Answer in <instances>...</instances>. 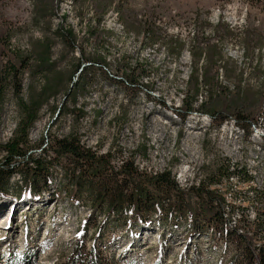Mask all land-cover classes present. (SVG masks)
<instances>
[{"label":"rangeland","instance_id":"374dc122","mask_svg":"<svg viewBox=\"0 0 264 264\" xmlns=\"http://www.w3.org/2000/svg\"><path fill=\"white\" fill-rule=\"evenodd\" d=\"M98 8L106 9L99 25ZM59 27L73 31L75 50L59 36ZM0 31L4 47L31 58L32 67L50 46V60L64 75V86L76 62L84 63L81 51L84 59L105 56L109 64L104 71L87 72L92 84L77 97V108L85 112L80 121L74 119L64 91L42 107L28 136L35 154L74 130L86 148L108 154L111 165L133 162L147 172L167 170L181 189L190 191L173 199L181 206L178 217L169 215L164 205L162 220L153 216L146 223L130 222L126 213L105 222L102 215L90 213L85 194L74 199L57 194L63 189V171L54 169L47 193L0 199V264H70L76 252L84 254L92 246L111 264H240L242 246L226 228L244 231L242 221L253 222L255 212L264 211L263 11L215 0H0ZM150 36L158 43L151 45ZM5 61L0 53V66ZM124 61L150 73L138 78L137 88L126 87L116 74V65ZM208 61L215 64L209 68L211 75L217 73L218 86L200 88L194 104L198 112L172 110L182 105L191 65L200 69ZM43 83L41 75L25 70L23 99L37 94ZM221 88L231 113H254L256 131L252 124L243 132L234 117L219 122L218 116L199 112L201 102L212 106ZM162 101L166 107L159 105ZM18 117L9 86L0 112V145L12 136ZM224 159L252 177L245 185L230 180L229 193L250 198L231 215L226 207L223 218L202 229L203 204L192 189L217 174ZM21 179L14 176L12 187ZM219 188L227 189L209 187ZM253 190L260 195L252 198ZM181 202L192 206L196 231H190Z\"/></svg>","mask_w":264,"mask_h":264},{"label":"trees","instance_id":"16d2710c","mask_svg":"<svg viewBox=\"0 0 264 264\" xmlns=\"http://www.w3.org/2000/svg\"><path fill=\"white\" fill-rule=\"evenodd\" d=\"M221 5L238 1L246 8H256L264 12V0H215ZM101 23L106 9H97ZM58 34L66 42H69L72 50L76 49V37L71 29L63 30L59 27ZM97 36L96 32L91 33ZM149 34V33H147ZM0 31V53L6 57L4 65L0 66V112L5 101V94L9 86L12 87L16 100L18 120L12 131V136L6 143L0 145L2 158L0 160V199L11 197L17 200L28 193L29 196H40L47 193L51 185V172L54 169L63 171V189L57 194L64 192V196L74 199L77 195H86L90 213L100 214L103 221L117 219L126 213L131 215L130 222L141 220L143 222L153 221V216L157 220H162L164 205L167 211L175 216L182 213L181 206L175 200L189 195L190 191L181 189L175 181L170 171L147 172L134 166L133 162H121L116 166L111 165L108 154H98L92 152L80 143L74 130H70L67 136L53 139L47 144L48 149L42 150L38 154L33 152L29 146V132L37 122L39 113L50 99H54L60 91H64L66 102L72 104L71 113L75 116L76 122L85 117L83 108H77V97L85 93V90L92 84L88 77L89 70L104 71L108 68L105 56L96 55L95 58L84 59V53L80 52V61L76 62L73 71L68 77L65 86L63 84L64 75L56 70V65L50 60V46L45 48L38 57L35 66L30 65L28 56L22 55L17 50L4 47ZM158 38L150 36V43L154 45ZM259 48V47H258ZM192 56L195 58L192 54ZM88 60V61H87ZM88 64V65H86ZM208 66L198 68L196 63L191 65L190 74L186 82V92L182 98V105L172 109L183 115L198 112L194 108L197 102V95L201 87L218 86L216 80L217 73L210 74L211 68L215 64L208 61ZM210 65V66H209ZM116 74L120 75V81L126 82V87L137 88L139 77H149V71L142 65L135 64L131 67L126 61L116 65ZM25 70H31L44 78V83L37 94L30 93L28 100H24L22 95L21 77ZM199 70L201 73H199ZM78 73V75H77ZM76 79L75 82H73ZM111 78H107L110 80ZM64 86V87H63ZM220 92L214 100L212 106L206 107L205 103L199 105V112L211 114L214 118L218 116L219 122L228 117H234L235 123L240 126L243 132H248L249 126L255 124L254 113H231L226 104V90L219 89ZM162 107H166L164 102H160ZM258 111V110H257ZM238 126V127H239ZM49 150V151H48ZM48 152H52L50 156ZM146 149L143 150V156ZM14 176H22L20 183L12 187ZM236 179L239 184L245 185L252 182V177L238 165H231L224 159L218 167L217 174L199 181L197 187L192 191L198 197L202 206L201 227L207 228L216 218H223L225 208L229 209L228 215L238 212L250 197L240 200L236 198L240 192L229 193L230 180ZM222 180H224L223 183ZM223 183V184H222ZM207 185V186H206ZM220 185L227 189H209L211 186ZM208 187V188H207ZM264 189V188H263ZM227 195H229L227 197ZM257 190L251 192L252 198L259 196ZM175 197V198H174ZM230 198L231 203H227ZM175 199V200H173ZM181 200V199H180ZM239 202V203H236ZM243 202V203H242ZM204 203L208 204L207 206ZM188 210V220L191 224V232L196 231L195 215L190 203L181 202ZM237 204V205H234ZM244 209V207H243ZM242 217V216H241ZM147 220V221H146ZM242 221V220H241ZM239 221V222H241ZM241 228H226L229 235L235 236L240 243L242 261L240 264H264V211H256L253 222L242 221ZM248 226V227H247ZM242 232V233H241ZM70 264H111L107 261L101 251L92 246L88 252L80 254L76 252L71 258Z\"/></svg>","mask_w":264,"mask_h":264},{"label":"built area","instance_id":"2783aa9c","mask_svg":"<svg viewBox=\"0 0 264 264\" xmlns=\"http://www.w3.org/2000/svg\"><path fill=\"white\" fill-rule=\"evenodd\" d=\"M256 124H258V122H255V124L252 125V127H254V131H256Z\"/></svg>","mask_w":264,"mask_h":264},{"label":"bare ground","instance_id":"6f19581e","mask_svg":"<svg viewBox=\"0 0 264 264\" xmlns=\"http://www.w3.org/2000/svg\"><path fill=\"white\" fill-rule=\"evenodd\" d=\"M257 135H259V134H257ZM258 137V136H257Z\"/></svg>","mask_w":264,"mask_h":264}]
</instances>
